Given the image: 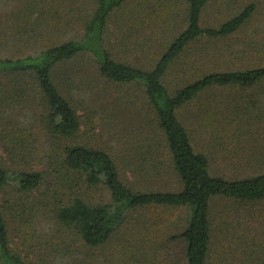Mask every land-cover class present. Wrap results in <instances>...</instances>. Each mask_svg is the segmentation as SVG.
Instances as JSON below:
<instances>
[{
  "label": "trees",
  "instance_id": "16d2710c",
  "mask_svg": "<svg viewBox=\"0 0 264 264\" xmlns=\"http://www.w3.org/2000/svg\"><path fill=\"white\" fill-rule=\"evenodd\" d=\"M23 1L0 0V264H264L259 0Z\"/></svg>",
  "mask_w": 264,
  "mask_h": 264
},
{
  "label": "rangeland",
  "instance_id": "374dc122",
  "mask_svg": "<svg viewBox=\"0 0 264 264\" xmlns=\"http://www.w3.org/2000/svg\"><path fill=\"white\" fill-rule=\"evenodd\" d=\"M24 2H25V0L23 1V3ZM44 30L45 31H48V32L55 31L54 27H48V28H46ZM246 30H247V33L248 34H255L257 32L264 33V0H259V10L257 12V16L253 19V21L251 22V24L248 25V28ZM89 86H90V90L88 92L89 93V99H91V101H95L98 98H97V95H96L97 94L96 91L93 89L94 85H89ZM107 91L110 94H114L117 90L115 88H107ZM212 93H214V95H218V96L219 95H223L228 100H231L234 97V92L232 93L231 90H216V91H213ZM99 101H100V98H99ZM92 104L93 103H91V106H92ZM94 111L97 113V115L94 116V121L93 122L95 123L96 126L99 127V123H98L99 117L98 116H99L100 109L95 104H94ZM191 113L192 114L189 116L188 123L190 122V123L193 124V125L191 124V126H192L191 128L193 129V131L195 132V135L197 136V138L200 140V142L202 144L201 147H198L197 146V149L200 148L199 150L205 151L206 146L208 148L210 147L209 146L210 144L208 143L209 136L206 135V133L208 131L207 130L200 129L199 126L197 125L196 115L198 114V111L196 110L195 107L192 108V112ZM121 116H122V119H123L122 120V124L125 125L124 127H126L130 123L129 118L131 116H133V113H132V111H130V113L127 111V113L121 114ZM112 118H114V117L112 116ZM108 120H109V117H108ZM83 129L86 130L89 134H91L90 133V125L88 127H82V130ZM224 165H226V164H224ZM212 166H213V168L215 170L223 171V169H221L222 166H223V164H222L221 157L219 155H217L216 159H214ZM214 169H213V171H214ZM223 172H225V171H223ZM215 173H216V171H215ZM144 213L146 215H151V216H153L154 214H158L159 217L160 216H163L165 214V213H162L160 211H155V210L145 211ZM176 215L177 214H175L174 216L176 217ZM213 248L216 249V243L213 245ZM110 250H115V247L113 245H108L107 248H106V251L104 252V255L110 254L109 253ZM94 254H95V256L98 257V256L102 255L103 252L101 250L97 249V250H94ZM167 257H168V255H167ZM214 257H217V252L214 254ZM169 259H173V255H171ZM111 262H112V264L114 263L113 261H111ZM115 264H117V263H115Z\"/></svg>",
  "mask_w": 264,
  "mask_h": 264
}]
</instances>
